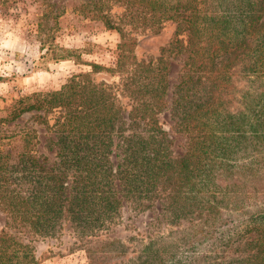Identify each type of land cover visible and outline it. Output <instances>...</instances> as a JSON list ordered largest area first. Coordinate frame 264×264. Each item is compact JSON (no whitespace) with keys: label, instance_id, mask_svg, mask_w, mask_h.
Returning <instances> with one entry per match:
<instances>
[{"label":"trees","instance_id":"obj_1","mask_svg":"<svg viewBox=\"0 0 264 264\" xmlns=\"http://www.w3.org/2000/svg\"><path fill=\"white\" fill-rule=\"evenodd\" d=\"M123 1L124 22L158 31L171 20L185 35V63L194 74L187 72L175 85L169 107L178 128L189 131L186 150L173 154L172 139L159 120L169 86L161 57V68L151 69L152 60L135 63L136 39L126 37L107 12L96 10L106 27L121 33L115 67L105 69L122 74L136 65L128 83L136 105L127 121L119 122L122 109L110 86L89 79L103 68L92 62L91 72L72 75L43 97L48 99L16 109L12 118L31 109L64 111L50 140L56 160L49 167L26 147L29 134L20 137L17 164L0 161V210L6 224H24L47 236L67 220L78 240H88L119 215L123 186L139 199L166 193L171 223L196 209L198 217L204 214L181 236L172 231L147 235L133 256L114 264H264V0ZM235 70L255 85L250 93L244 89L240 107L228 108L221 95ZM116 147L122 154L114 163ZM239 151L242 160L234 156ZM5 156L0 154V160ZM237 159L239 171L233 170ZM95 242L86 249L91 264H105L128 250L118 238ZM226 250L236 254L217 258ZM31 259L28 244L4 225L0 264Z\"/></svg>","mask_w":264,"mask_h":264},{"label":"rangeland","instance_id":"obj_2","mask_svg":"<svg viewBox=\"0 0 264 264\" xmlns=\"http://www.w3.org/2000/svg\"><path fill=\"white\" fill-rule=\"evenodd\" d=\"M123 4V0H0V154L7 155L0 161L17 164L16 154L23 149L20 137L27 134L30 135V142L26 147L31 148L39 160H45L46 167L56 160L50 140L64 109H31L16 118H12L13 112L35 99H48L43 97L58 91L72 75L91 72L92 62L101 64L103 68L91 73L89 79L95 84L102 82L110 86L109 91L114 94L113 101L122 109L123 117L119 122L127 121L128 111L136 105L134 93L128 86L136 65L131 63L122 74L105 69L115 67L121 33L118 29L106 27L96 17V10L107 12L111 21L126 33V37L136 39L132 47L135 63L152 60L154 64L151 69L161 68L158 63L161 57L169 74V86L167 108L159 113V120L172 139L173 154L184 153L190 134L178 128L169 106L175 85L186 78L187 72L193 73L185 63V35L180 34V30L177 32L176 22L171 20L163 22L158 31L124 22ZM238 66L237 61L231 71ZM232 73L231 84L221 95L228 108L240 107L244 89L250 93L255 85L252 78L242 71L235 70ZM121 154V149L116 147L114 163L120 160ZM242 154L239 151L234 156L242 160ZM240 159H237L239 161L233 170L239 171ZM120 196L119 215L97 237H88L91 238L88 240H78L67 220L62 221L54 234L40 236L34 234L27 225L10 221L6 224L7 216L1 210L0 229L6 225L17 240L28 244L32 259L24 264H91L86 249L99 243H93V240L118 238L128 250L123 256L105 260V264H114L133 256L139 248V240H145L147 235H165L172 231V236H181L192 225L201 222L204 214L203 210L202 216L200 214L198 217L196 209L191 216L181 217L171 223L165 208L166 193L160 197L139 199L128 194L126 187L122 186ZM217 250L216 247L215 254ZM231 251L219 252L216 256L224 258L228 254H236Z\"/></svg>","mask_w":264,"mask_h":264}]
</instances>
